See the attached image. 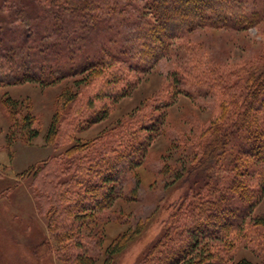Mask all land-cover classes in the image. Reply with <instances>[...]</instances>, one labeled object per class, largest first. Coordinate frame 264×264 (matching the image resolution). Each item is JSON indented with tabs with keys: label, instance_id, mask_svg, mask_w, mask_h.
<instances>
[{
	"label": "trees",
	"instance_id": "trees-1",
	"mask_svg": "<svg viewBox=\"0 0 264 264\" xmlns=\"http://www.w3.org/2000/svg\"><path fill=\"white\" fill-rule=\"evenodd\" d=\"M112 4L0 0V88L73 80L59 93L45 134L56 148L64 141L61 122L77 131L107 118L113 104L131 92V69L172 55L182 37L204 27L247 30L260 21V13H248L242 0H142L118 50L94 47L117 10ZM39 18L45 29H38ZM190 61L181 75L199 95L215 96V106L191 143L188 186L140 264H251L235 261L233 249L244 241L264 254V212H254L264 197V47L253 61L229 67L198 57ZM90 83L92 92L83 103L80 89ZM169 104L164 99L139 123L120 122L111 138L72 140L30 167L29 186L48 229L35 252H52L63 264L95 263L89 226L111 206L124 175L141 164L163 132ZM0 105L8 121V147L39 135L35 116L22 102L4 93ZM129 240L123 233L111 242L105 264H112Z\"/></svg>",
	"mask_w": 264,
	"mask_h": 264
},
{
	"label": "rangeland",
	"instance_id": "rangeland-1",
	"mask_svg": "<svg viewBox=\"0 0 264 264\" xmlns=\"http://www.w3.org/2000/svg\"><path fill=\"white\" fill-rule=\"evenodd\" d=\"M110 1L117 10L109 17V28L100 30L93 46L110 45L118 50L127 21L138 16L142 0ZM242 1L248 13H260L256 26L241 31L204 27L182 37L175 44L172 55L151 67L131 69V92L113 104L107 118L89 127H79L77 131L61 122L60 135L64 136V141L59 148L47 143L45 134L56 110L59 93L71 86L73 80L65 79L50 86L24 82L0 88V99L4 93L18 99L35 116L39 127V135L31 141L18 139L8 147L5 141L8 121L0 105V264H63L52 252H35L48 237V229L46 218L38 210L29 186L28 176L33 170L30 167H36L41 160L55 155L72 140L111 138L109 135L112 136L113 129L120 122L145 120L165 99L171 104L164 109L163 132L151 141L141 164L124 175L117 186L118 196L111 206L99 215L95 225L89 226L92 237L90 253L95 257L94 264H105V249L123 233L129 234L130 240L114 255L112 264L141 263L144 253L163 232L168 216L188 186L185 166L190 163L191 143L195 141L199 127L207 123L215 106V96L199 95L197 86L181 75L185 65H190V60L197 57L225 67L248 63L264 47V0ZM39 14H42L40 10ZM41 20L39 18L38 22ZM31 22L23 23L29 25ZM45 23L39 22L38 29H45ZM35 30L31 31L32 35L37 32ZM56 37L60 36L53 35L51 39ZM91 85L80 89L83 103L92 92ZM254 212H264V197ZM233 258L235 261L244 258L251 264H264V254L253 250L244 241L233 249Z\"/></svg>",
	"mask_w": 264,
	"mask_h": 264
}]
</instances>
